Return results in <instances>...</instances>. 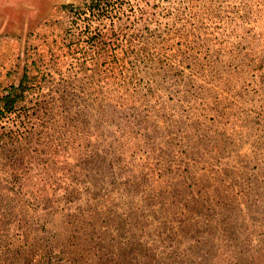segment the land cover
Returning a JSON list of instances; mask_svg holds the SVG:
<instances>
[{
    "label": "rangeland",
    "instance_id": "obj_1",
    "mask_svg": "<svg viewBox=\"0 0 264 264\" xmlns=\"http://www.w3.org/2000/svg\"><path fill=\"white\" fill-rule=\"evenodd\" d=\"M123 1L0 0V264H264V0Z\"/></svg>",
    "mask_w": 264,
    "mask_h": 264
},
{
    "label": "trees",
    "instance_id": "obj_2",
    "mask_svg": "<svg viewBox=\"0 0 264 264\" xmlns=\"http://www.w3.org/2000/svg\"><path fill=\"white\" fill-rule=\"evenodd\" d=\"M116 5H119L118 8L116 7ZM84 6L86 7L87 11H89V18L84 19L86 22H89V24L85 26L86 29L89 30L91 27V20L95 19L98 22H102L105 18L112 17L110 14L112 10H114V12L115 10H117L116 15H118L119 11L124 6V1L90 0V2H86ZM65 8L69 9L70 12L74 14V16L80 17L83 15V13L80 11L81 8L73 4L66 5ZM96 30L97 31L91 33V39L96 40L105 35L103 31L99 30V28H97ZM26 79L27 78L25 77L22 79L19 85L12 86L0 99V117L13 113L16 105L24 99V95L28 91V82L26 81Z\"/></svg>",
    "mask_w": 264,
    "mask_h": 264
}]
</instances>
